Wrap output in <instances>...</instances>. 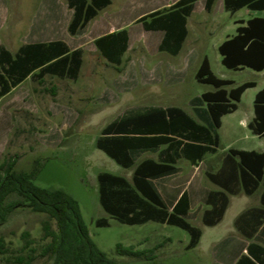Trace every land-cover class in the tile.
Wrapping results in <instances>:
<instances>
[{"label":"rangeland","instance_id":"374dc122","mask_svg":"<svg viewBox=\"0 0 264 264\" xmlns=\"http://www.w3.org/2000/svg\"><path fill=\"white\" fill-rule=\"evenodd\" d=\"M126 2L113 0L109 8L90 22L87 30L98 22L102 25L112 24L114 13ZM133 12L130 9L123 18L131 21ZM248 13L243 9L231 16L221 9L217 1L208 15L199 0L189 18L190 36L198 24L211 18L225 25L214 32L208 30L213 35L208 38L205 49L211 71L217 77L233 81V86L247 81L256 83V88L245 92L238 110L223 120V126H239L235 127V135L224 138L222 131L223 140L217 152L207 155V158L221 159L229 144L233 148L256 151L262 149L261 144H264L263 139L253 135L241 122L253 115V97L256 90L264 85V72L228 70L221 65L217 52V45L226 35L234 34L232 22L248 19ZM257 15L264 16V12ZM70 18L71 11L66 0H0V46L13 53L23 43L41 39L39 32L29 30L46 25L45 40L65 39L70 48L83 45L85 51L83 72L77 81L52 76H46L41 83L28 80L0 100V165L14 159L16 172L37 169L33 180L36 186L46 190H62L74 198L92 241L119 264H213L208 248L212 245L210 238L218 237L230 228L228 225L232 214L238 207H244L256 199L257 195L245 203L238 204L234 199L225 220L218 227H203L196 218H190L192 225L202 229L203 237L200 247L185 250L189 235L182 229L153 222L129 226L110 218L102 209L98 198L97 174L108 172L128 179L132 169L120 167L95 145L105 125L123 112L130 114L132 109L136 111V107L176 106L191 115L189 101L213 90L212 86L198 83L194 78L197 66L190 65L180 82L163 88L154 79L153 70L143 72V68L136 64L138 44H144L150 37L157 39L160 34H136L131 24L127 30L133 46L124 55L127 59L119 68L110 65L106 68L88 35L71 36L68 33ZM188 49L189 45H186L185 50ZM125 78L131 81L123 84ZM17 199L14 196L8 202ZM46 218L45 214L34 213L26 207L15 209L0 226V237L9 250L6 254H0V264H56L52 258L41 255L43 247L50 241L42 239L41 222ZM97 219H106L108 226H95ZM51 223L54 227V221ZM24 232L29 234L27 239L33 243L22 250ZM166 239L170 242L166 243ZM162 242V247L155 253L139 258L119 256L115 252L117 244L132 246L137 250H151ZM17 258L23 262L17 263Z\"/></svg>","mask_w":264,"mask_h":264},{"label":"trees","instance_id":"16d2710c","mask_svg":"<svg viewBox=\"0 0 264 264\" xmlns=\"http://www.w3.org/2000/svg\"><path fill=\"white\" fill-rule=\"evenodd\" d=\"M193 0H180L173 8L163 14H150L148 22L142 18L146 29H160L165 33L163 45L169 43L171 53H176L183 41L186 30V16L189 15ZM214 0H206L208 8ZM234 6H248L264 9V0H232ZM72 9V19L68 31L74 34L92 19L97 11L110 4V0H66ZM229 7V0H226ZM95 45L108 62L120 65L121 57L128 47V36L125 30L110 33L95 40ZM222 64L228 69L247 67L255 71L264 70V18H254L248 21L246 27L238 28L237 34L223 42L219 47ZM81 66V51H71L61 41L48 43L25 44L16 53H10L0 46V98L5 96L22 83L29 75L42 82L45 75L75 80ZM38 70L37 73H34ZM199 83L210 84L216 88L214 92H206L202 100L207 104L213 128L220 126L221 116L236 109L240 95L254 84L246 82L229 92L223 87L229 82L215 77L210 71L205 59L196 73ZM256 117L250 129L264 137V89L254 101ZM171 135L180 138L175 139ZM210 131L196 124L179 108H154L123 115L118 120L104 127L96 139V147L112 158L119 165L128 168L134 163L133 154L137 150L156 149L167 145L162 152L169 156V161L179 157L190 160L201 159L214 148L208 145L195 144L208 142ZM185 141V142H184ZM212 142V141H209ZM214 142L216 138L214 137ZM230 156L238 159L241 181L244 192L252 193L258 185L264 189V152H248L230 150ZM168 161V162H169ZM15 160L8 159L0 165V226L7 221L8 216L17 208L26 207L34 213L46 215L41 222L42 239H50L43 247L41 255L52 258L56 264H119L110 259L92 241L88 229L82 219L78 202L62 190H46L33 182L37 169L30 172H16ZM173 168L167 162L156 163L152 160L143 161L133 172L132 182L125 178L99 173L98 195L103 210L114 220L126 225L143 224L149 220L166 223L187 231L190 241L187 249L195 247L200 238V230L188 224L180 215L182 195L173 211L168 213L161 203L152 183L148 180L156 175L165 174ZM17 197L8 202L9 198ZM264 205V192L261 196ZM226 198L219 208L209 211L205 216L206 225L217 223L226 207ZM209 217H212L208 219ZM54 221V227L52 226ZM97 227L108 226L106 219H97ZM25 244L22 250L33 243L28 240L29 234L22 235ZM5 241L0 237V254L8 253ZM155 249L137 250L132 246L124 247L117 244L115 252L119 256L139 258L155 253ZM31 258L28 260L30 261ZM17 263L23 260L17 258ZM29 262H26L28 264ZM239 264V263H238Z\"/></svg>","mask_w":264,"mask_h":264},{"label":"crops","instance_id":"0c3cea01","mask_svg":"<svg viewBox=\"0 0 264 264\" xmlns=\"http://www.w3.org/2000/svg\"><path fill=\"white\" fill-rule=\"evenodd\" d=\"M179 1L180 0H127L126 5L121 4L119 10L116 13H114L115 20L112 24L102 25L100 22H98V23H95L90 30H87V27L90 24V22L93 21L99 15V13L109 8L112 5L113 0H110V4L98 10L97 14L92 19H90L83 28L77 30L74 34H71L68 31V26L72 19L73 11L67 5L68 9L71 11V18L67 25V31L71 36L88 35V37L91 38L95 46V49L98 52V55L104 61V65L106 68H108V65L113 66L115 68H119L120 66H122L125 59H127V58H124V55L129 53L132 50V46H133L132 38H131L129 31L127 30L130 24L135 27L136 34H140L143 32L159 33L160 35L157 37V39L150 37L147 41H145L144 44L137 43L139 45V51H138V55L136 56V61H137L136 64L143 68V72L153 70L155 73L154 79L156 80V82L159 84H162L163 88H168V87L174 86L175 84H177L184 78L185 71L190 65L197 66L196 72L194 75V78L196 80V73L205 59L208 61L209 68L211 71L209 59L207 55L205 54V49L208 43L207 42L208 38H210L213 35V33H210L208 30L211 29L214 32L216 29H219L225 26L222 22H218L216 19L211 18V19L205 20L204 22L198 24L193 32V35L190 36V31L188 28L189 18L192 16L195 10L196 3L199 1V0H193L191 3L192 9L189 15L186 16V22H185L186 35L183 41L181 42V46L179 50L176 53H171L172 45H170L169 43H166L165 46L163 45L164 48H162V44H163V40L165 36L164 31L160 29H153V30L146 29L142 24V18H145L149 22L150 18L148 16L150 14L154 12H158L159 15H163L169 12L173 8V6ZM217 1L220 3L221 9L229 13L231 16H233L238 11L243 10V9L249 12L248 14L250 15L248 19L234 20L232 22L233 26L231 27V30L234 31V34L226 35L225 39H223L217 45V52L220 56V63L223 67H225L222 64V56L219 52L220 45L223 42L234 37L238 32V28L246 27L248 25L249 20H252L254 18H264V16L262 15H257L258 13L264 12V9L250 8L248 6H242L238 8L232 7L234 6V3L232 0H229V7L226 6V0H214L212 5L208 8V4L206 5V0H200L203 10L208 15L212 13L214 5ZM130 9L134 10L133 19L131 21H126L123 18V16ZM254 13H257V14L254 15ZM32 30L35 32H39L41 35V39L39 40L37 39L35 41L30 40L28 42L23 43L22 45L33 44V43H48L51 41H61L71 51L73 50L81 51V66H80L77 78L75 80L68 79L73 82L77 81L81 77V74L83 72L82 68H84L83 65L85 61L84 60L85 51H84L83 45L70 48V46L68 45L65 39L45 40L44 39L45 34H46L45 32H47L48 30L46 25L36 26L34 29L31 28L29 32L30 31L32 32ZM121 30H125L127 32L128 47L121 57V64L115 65V64L108 62V60L105 59L101 55L99 49L95 45V40L105 35H108L110 33H115ZM186 45H189L188 50H185ZM19 47L13 53L9 51L7 48L6 49L10 53L14 54L17 52ZM138 59L140 63L138 62ZM244 69H250V68L240 67L238 69H228V70L241 71ZM250 70L257 72V73L264 72V70L262 71H255L253 69H250ZM37 72L38 70H36L34 73H37ZM212 74L215 77H217L213 72ZM46 76H51V75H45L43 77V80ZM52 77H56V76H52ZM142 77H144V75ZM64 79H67V78H64ZM28 80L36 81L35 79L32 78L31 75H29L22 83L17 85L15 88L11 89V91L7 93L6 95L11 94L15 89H17L22 84L26 83ZM221 80H225L229 82L228 85L223 87L228 92L231 89H234L238 87L239 85L246 83V82H243L239 85L233 86L234 84L233 81L227 80V79H221ZM130 81L131 80H129L128 78H125L122 80V83L127 84ZM247 82H252L254 85L252 87L247 88L240 95L239 101L235 103L236 109L234 111L221 116L220 126L215 129L213 128V123H212L211 117L207 110V104L202 100V95L204 93L214 92L216 90V88L210 84H205V85L212 86L213 90L206 91L202 93L200 96H196L192 98V100L189 101L188 103L189 112L191 113V115L188 114L184 109L180 107H176V106H167V107L155 106L154 107V108H161V109L172 108V107L179 108L182 111H184L186 115H188L196 124L210 131L211 138L210 140H208V142H203V143L196 142L195 143V144H201V145H208L214 148L213 151L206 152L202 156L201 159H196L192 161L183 156L171 162L169 161L170 159L168 155L166 154L162 155V152L166 149L167 145H162L156 149L137 150L133 154L134 163L131 167H128V168H125L119 165L112 158L108 156L120 167L124 169H132V175L130 178L127 179L123 176H120V177L125 178L128 182H132L134 170L143 161L152 160L156 163H163V162L169 163V165L173 168L172 171L165 173V174L156 175L154 177L149 178L148 180L152 183L161 203L163 204L164 208L166 209L168 213H171L173 211V208L175 207V205L177 204L181 196L185 195V201L181 202V206L179 207L181 210L186 209V212L184 215H180V217H182L192 227H195L200 230L199 241L197 245L191 249H197L198 247H200L202 243L203 232L200 227H196L189 222L190 218L192 219L196 218V220L199 221L203 227H208V228L218 227L225 220L227 213L231 207V203L234 199H236L238 204L245 203L246 201L254 197V195H257L256 199H254L250 203H247L248 205H245L244 207H240V208L238 207V210L232 214L230 218V224L228 225L230 228H228L224 233L219 234L218 237L213 236L210 238L209 242L212 245H210L208 248L211 250V256L214 260L213 264H238V263L239 264H264V205H262L261 203V196L264 192V189L261 185H258L252 193L250 194L245 193L243 189L242 181H241V172H240V168L238 165V159L236 157L230 156L229 154L230 150L248 151V152L254 151V152L261 153V152H264V144H261V146L263 147L262 149L258 151H256L255 149L233 148L229 144L227 145L226 147L227 150L221 159L218 160L213 157L207 158V155L209 154L213 155L217 152V148L219 144L222 142L223 136L225 138L226 136L229 137V136L235 135V127H239V126H223V120L225 117L229 116L230 114H234L238 110V104H240L243 95L248 89L256 88L255 82L253 81H247ZM263 89H264V85L260 89L256 90L254 94L253 103H252L253 115L250 116L248 119H242L241 122L242 124L246 125L243 127H246L253 135L264 140L263 136L255 134L250 129V124L253 123L256 117L254 101H255L256 95ZM2 98H0V100ZM135 109L136 111L132 109L131 112L136 113L139 111H144L146 108L136 107ZM126 114L127 112H123L121 115L111 120L105 126L111 124L112 122L118 120L119 118H121L123 115H126ZM222 131L224 133L223 136H222ZM171 136L175 139L180 138L176 135H171ZM214 137L216 138V142H214ZM209 141H212V142H209ZM95 145H96V140H95ZM151 154L154 156H150ZM116 176H119V175H116ZM98 198H99V195H98ZM225 198L227 200V204H226V207L224 209L221 219L213 225H206L204 221L206 213L219 208L222 200ZM210 218L212 217H209L208 219ZM149 222H153L159 225L173 226V225H169L166 223H160V222L152 221V220H149L143 224H138V225H144ZM129 226H134V225H129ZM173 227H176V226H173ZM185 232L189 235L187 231ZM164 241L166 243L170 242L169 239H166ZM189 241H190V235H189V239L186 245L184 246L185 250H191V249L186 248ZM162 244L163 242L161 244L154 246L153 249L156 248V251H157L159 248L162 247Z\"/></svg>","mask_w":264,"mask_h":264}]
</instances>
